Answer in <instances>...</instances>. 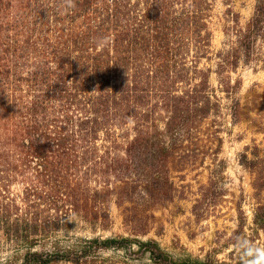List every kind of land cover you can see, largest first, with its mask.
<instances>
[{
  "label": "trees",
  "instance_id": "16d2710c",
  "mask_svg": "<svg viewBox=\"0 0 264 264\" xmlns=\"http://www.w3.org/2000/svg\"><path fill=\"white\" fill-rule=\"evenodd\" d=\"M216 2L75 0L65 14V0H0V249L19 257L14 264H103L100 251L132 246L151 264H230L174 259L154 240L64 246L60 238L72 218L107 230L112 203L126 229L149 231L152 210L179 197L170 164L182 168L205 152L200 127L220 107L212 72L237 121L241 81L230 73L257 60L264 0L243 27L229 11L232 40L213 54ZM104 37L111 43L100 49ZM252 154L256 160L242 155L241 164L255 169L256 147ZM253 224L264 231V204ZM243 229L240 221L233 264H246L244 241L255 245ZM45 245L52 250H35Z\"/></svg>",
  "mask_w": 264,
  "mask_h": 264
},
{
  "label": "rangeland",
  "instance_id": "374dc122",
  "mask_svg": "<svg viewBox=\"0 0 264 264\" xmlns=\"http://www.w3.org/2000/svg\"><path fill=\"white\" fill-rule=\"evenodd\" d=\"M256 0H217L211 21L213 54L228 48L232 37L228 29L233 26L232 13L238 16L243 27L252 16ZM257 60L249 65L240 64L230 73L232 82L239 79L241 87L238 100V118L231 117V101L219 91L218 76L212 72L209 83L219 98L220 107L200 127L199 145L204 154L184 167L171 163L170 177L178 190L172 202L152 210L153 223L145 235L133 234L122 223V207L111 204L112 224L105 231H92L88 225L70 220V232L62 237L64 246L77 245L79 240L93 237H126L141 241L154 240L174 259L204 260L212 257L229 262L238 252L233 242L240 221L247 237L255 245L264 247V231L256 229L253 216L258 204H264V43L256 47ZM217 58L207 64L215 70ZM257 148L260 161L255 169L241 164L242 155L256 160L252 151ZM0 242H3L0 236ZM37 251H51V246H38ZM11 250L0 249V260L14 264ZM19 255V254H18ZM98 259L103 264H151L147 255L136 246L126 250L100 251Z\"/></svg>",
  "mask_w": 264,
  "mask_h": 264
},
{
  "label": "clouds",
  "instance_id": "9594fccd",
  "mask_svg": "<svg viewBox=\"0 0 264 264\" xmlns=\"http://www.w3.org/2000/svg\"><path fill=\"white\" fill-rule=\"evenodd\" d=\"M75 7V0H65L63 10L67 14L69 8ZM111 43L110 37H104L96 42V46L100 49L109 46ZM241 250L246 258V264H264V247H257L250 241H244L241 245ZM251 259H247V258Z\"/></svg>",
  "mask_w": 264,
  "mask_h": 264
}]
</instances>
